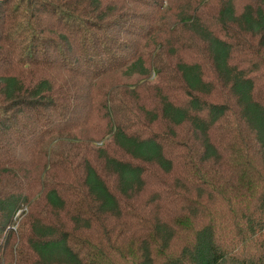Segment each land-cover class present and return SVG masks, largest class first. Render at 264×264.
<instances>
[{
	"label": "trees",
	"instance_id": "1",
	"mask_svg": "<svg viewBox=\"0 0 264 264\" xmlns=\"http://www.w3.org/2000/svg\"><path fill=\"white\" fill-rule=\"evenodd\" d=\"M0 264H264V0H0Z\"/></svg>",
	"mask_w": 264,
	"mask_h": 264
},
{
	"label": "rangeland",
	"instance_id": "2",
	"mask_svg": "<svg viewBox=\"0 0 264 264\" xmlns=\"http://www.w3.org/2000/svg\"><path fill=\"white\" fill-rule=\"evenodd\" d=\"M151 79H153V75H152V78Z\"/></svg>",
	"mask_w": 264,
	"mask_h": 264
}]
</instances>
